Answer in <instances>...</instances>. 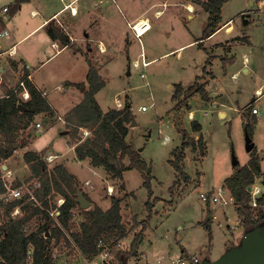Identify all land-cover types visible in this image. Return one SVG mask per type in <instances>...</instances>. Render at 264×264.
<instances>
[{"label": "rangeland", "instance_id": "obj_1", "mask_svg": "<svg viewBox=\"0 0 264 264\" xmlns=\"http://www.w3.org/2000/svg\"><path fill=\"white\" fill-rule=\"evenodd\" d=\"M167 1L168 3L165 4L161 17L155 18L153 13H150L154 27L141 39L135 36L128 23V21L133 19L131 12L133 14L138 13L152 2H160L159 5L162 8L163 3L161 2L163 0H103V2L83 0V5L87 4L88 7L84 8L78 17L72 19L76 23L75 27L78 29V34H83L86 28L96 37L103 38L110 46L109 52L101 56L97 55V57H94L95 53L89 54V58L98 69L101 64L106 62L101 74H103L107 83L96 96V99L99 100L102 106L109 107L115 106L117 102L115 98H119L124 103V106L127 95L130 96L129 100L132 110L139 124H129L130 127H133H131L127 140L138 150L143 148V159L152 165V174L154 175L152 181L153 191L156 195L162 196L167 200L163 202L165 206L158 205V217L154 215L152 219L150 217L151 220L149 219V225L144 231L146 236L144 235L140 245L144 253L138 250L137 255L128 257L123 264H156L155 258H149L147 263L145 256V252L149 253L147 249L155 244L161 249L171 251L165 264H174L172 260L177 258L175 251L179 249L180 244L186 246L191 254L197 253L202 259L212 257L209 251L214 256L220 257L225 252L226 243H229L227 242L228 238L232 237V234H229L231 232L227 230L236 225L238 219L229 195H226L228 197L226 199L229 201L226 207L222 205V202H218L221 206L217 205L219 209L215 212L213 218V237L211 242L204 227L198 225L192 230H183L179 228V225L182 224L186 227L188 223L195 224L198 220H205L208 204L200 197V193L211 189L216 191L223 188V180L232 173L234 157L239 160L238 165L247 163L250 158V153L246 147L247 133L244 129L245 126H243L242 115L237 111H229L228 117L222 119L224 115L218 116L222 108L212 113L206 110L205 106H208L209 103L204 102L203 98L211 99L210 90L204 93L194 90L192 95L186 99L183 96L179 100H173L178 84L188 88L195 84V76L197 74L203 75V66L208 57L207 53L203 49H199L196 43L191 41L202 35L208 21V13L201 7H197L198 11L196 10L192 13L194 17L187 19L188 13L191 12L186 9L184 3H178V0ZM251 1L254 3L252 4ZM262 1L228 0L222 9V20L226 22L232 19L231 36L229 31L223 29L212 38H209L205 46L210 48L228 36L234 37L244 34L248 35L251 42H253L251 45L247 43L236 45L233 49L234 53L230 55V57L235 56V59H233L235 61L225 67L221 60L214 62L212 70L216 74L214 79L216 88L218 86V88L224 89L223 91L227 92L228 98L240 107L248 104L252 106L254 103L262 113V116L259 115L255 129L250 136H253L252 139L258 151L262 152L264 156V95L252 101L253 97L259 96L256 90L262 89L263 91H261L264 92V13H261L258 8ZM5 4L10 7V11L7 14L13 17L10 21L14 20L22 25L21 17L28 15L29 12L24 10L18 18H15V13H13L15 1L0 0V8ZM62 4V0H33L32 2V6L37 7L42 15ZM66 14L69 15L70 11ZM29 21H23L24 28L30 25ZM11 26L14 28L15 24H11ZM42 33L40 32L37 36L42 35ZM180 47H182L180 54L177 53L178 50L172 51ZM54 51L51 47H41L40 52L31 51L34 56L32 64L39 60L44 61ZM70 51L72 50L68 49L61 54L53 56L41 66L42 68L38 69V65H33V68L38 69L35 79L42 81L43 77L41 75L44 71H48L55 63H59V66L62 65L61 63H65L64 70L55 74L52 73L48 78H44L46 85L41 86L43 90H50L47 94V99L63 115L78 104L79 101L75 98L81 97L80 92H73L70 88H66L67 80L74 76L75 80L83 83L81 85L82 89L84 84H86V79L83 74L84 69L80 70L78 67L81 65L84 67L90 61L87 60L86 62L81 51L76 56L72 55ZM142 52L148 54L150 58L157 56V60L153 61L149 66L136 67L134 64L135 60L141 61ZM245 55H247L246 61ZM129 58L132 59L131 63H129ZM12 61L9 55H4L0 59V67H3V72L4 65L7 64L6 67L11 66ZM244 66L248 68V71H243ZM75 69L76 72H72ZM207 76L197 79V85L202 84L205 86L207 84V80H205L208 79ZM13 77L16 84L18 76L14 74ZM58 82L64 89L53 88ZM3 84L4 87H1V90H7L10 86L5 78ZM65 89L66 91H64ZM178 101H181L182 104L178 105ZM144 106L145 109H143ZM210 108L213 109L214 107L210 106ZM221 111H224V109ZM205 113H208V115H205ZM195 114L203 124L205 135L203 136L208 141L209 152L203 163L199 164L197 161H201L202 158L200 149L192 150L191 146L186 149V159L182 165L184 172L190 178L186 180L182 174H179V184L174 186V194L171 197L170 186L176 178L175 167L170 161L173 156L172 150L184 140V130L188 131L190 137L199 138L202 131H194L191 127L190 118L196 119ZM42 119L46 118L43 116L40 118L36 117L27 128L20 127V136L16 137V143L19 144L26 139L30 141V138L33 139L37 136V140L32 144L33 149L52 145L57 152L67 151L69 148L67 137L60 131V129H70L67 123L62 125V120H58L61 122L51 130L48 123L42 121ZM37 122L42 124L39 131L36 128ZM82 134H84L83 130ZM165 135L169 137L167 143L163 141ZM24 149L25 147L22 146L17 147L9 158L2 161L3 173H10V176H7V180L12 186H17L22 181H31L33 179L26 176L28 169L26 166L24 168ZM65 154L66 157L71 158L74 153L68 150ZM49 155L47 154L45 159L48 161L49 168H52L55 161L52 160L53 162H51L48 160ZM73 162V167L79 170L81 166L76 161ZM262 164L264 166V158L262 159ZM16 170L19 172H16ZM198 170L202 174L197 173ZM81 175L85 178L89 175L88 170H85ZM200 175L204 176L202 183ZM110 181L112 180L109 179L107 182ZM125 181L128 191H134L136 196L131 198L129 210H124V215L129 216L135 213L140 218L147 217L146 202L149 190L143 184L142 173L138 169H133L127 172ZM261 181L256 180L250 186L253 188L259 186ZM262 182L264 183V181ZM117 189L116 187L115 191ZM59 199V197L55 198L57 204ZM152 199L155 206L158 200H154L153 197ZM172 204L174 205L167 209V206ZM253 207L257 208L259 205ZM81 219L79 210L76 209L71 220V225H73L75 232ZM37 222L36 218L32 219L31 223L27 225L28 229L35 227ZM137 224L136 220L134 229L129 230L128 235L122 238L124 248L127 247L126 249L130 248L135 234L142 228ZM239 227H241V233H243L245 231L244 227L240 223ZM65 237L68 240V233H65ZM69 237L73 239L72 235ZM242 237L234 245H240ZM76 247L77 245L73 241L72 243L70 240L67 242L64 238L59 241L57 246L53 248V252L56 254L53 260L54 264H68L71 259L75 260L72 256H77L80 253ZM81 264L86 263L81 261Z\"/></svg>", "mask_w": 264, "mask_h": 264}, {"label": "trees", "instance_id": "obj_2", "mask_svg": "<svg viewBox=\"0 0 264 264\" xmlns=\"http://www.w3.org/2000/svg\"><path fill=\"white\" fill-rule=\"evenodd\" d=\"M25 1L15 0L13 13ZM227 1H198L209 13L208 22L203 31V39L216 31L222 18V8ZM5 27V20L0 15V32ZM52 35L57 36L63 43L69 42L63 31H58ZM87 81L89 87L85 92L84 100L67 114L66 123L72 130L73 141H77L80 127H90L93 130V137H87L77 145V153L80 158L90 156L94 166L103 165L113 178L123 180L126 170L138 169L144 178V185L149 190L146 208L149 211L148 218H150L154 206L152 201V170L150 165L142 158L141 153L127 140L131 122L129 104L127 102L123 108H114L108 112L102 110L96 99V93L106 85V81L91 61ZM197 84L198 80L188 88L178 84L173 100H179L183 96L186 99L192 95L194 90L204 92V85ZM27 85L31 94L29 100L20 101L17 92L13 89L6 90L4 95L0 97V193L6 189L2 161L9 158L17 147L26 146V141L16 143V137L20 136V127L27 128L35 119V116L42 112L55 114L43 92L29 79H27ZM177 104L182 103L178 101ZM21 105L24 106V109L21 108ZM250 106L247 108H250ZM255 122L256 120L251 121V118L245 121L244 126L247 134L252 135ZM192 129L200 132L202 131V124L195 119L192 121ZM183 138L181 146L173 150L175 158L171 162L179 174H182L187 180L189 176L184 172L182 165L186 158V149L190 146L193 150L200 149V154L204 156L207 147L202 132L199 138L195 139L189 136L188 131L184 130ZM250 156L251 158L247 164L243 166L236 164L234 166L235 172L225 179V187L233 196L240 217V224L245 231L252 230L258 225H264V193L259 196V207L256 208L251 205L252 194L248 190V186L253 184L255 179L263 173L260 163L261 158L255 148L250 152ZM125 157L130 160L128 164L124 162ZM24 158L32 170L33 177L31 178L35 177L41 182V186L35 189V195L41 205L34 201H26V197L5 204L6 219L2 228L5 233L2 241L3 254L7 258L8 264H26L28 247L33 244V264H54L52 258H50L53 240L55 239L56 242L61 241L63 238L67 242L69 240L65 237V231L54 224V220L47 209L57 206L56 201H53L57 194L63 195L65 201L59 207V220L65 230L69 228L74 210L79 205L77 187L75 186L76 178L63 164H58L49 170L45 160L32 151L26 152ZM120 187L124 189L125 185L122 183ZM123 200L124 197L113 196L112 206L108 210H103L97 205L93 209L84 210L85 220L80 223V229L72 234L83 254L88 257L95 254L98 251L97 241L100 237H103L107 242H111L125 238L128 235L129 229L123 222L121 214ZM19 204L23 213L12 216L10 211ZM34 218L38 222L35 227L29 230L27 225ZM211 221L212 218L210 212H208L207 218L202 224L207 228L210 239L212 237ZM48 229L50 234L45 236ZM144 230L145 226L135 234L130 248L121 249L116 253L121 263L126 261L128 257L138 254L144 239Z\"/></svg>", "mask_w": 264, "mask_h": 264}, {"label": "crops", "instance_id": "obj_3", "mask_svg": "<svg viewBox=\"0 0 264 264\" xmlns=\"http://www.w3.org/2000/svg\"><path fill=\"white\" fill-rule=\"evenodd\" d=\"M10 1H15V0H10ZM62 1H63V4L61 6L53 9L52 11L46 13L45 15H42V14H40V11L37 7L32 6L33 0H26L25 2H23L19 6L18 10L15 12V15H14L15 18L16 17L18 18L20 16V13L23 12L24 10H26L30 13V14L28 13V15H26V16L21 17L22 25L17 23V21L16 22L14 20L10 21L13 17H10L7 14L10 11V7H8L7 4L3 5L2 8H0V15L4 18L5 23H6L5 29L9 31L8 36H1L0 35V51H5V50H7L13 46H15V48H16V53L14 55H9V56H11V58L13 60L11 63V66L6 67L7 64L4 65V72L1 74V76H2L1 87H4V84H3L4 78L6 79V82L8 81V84H10V86L8 87L7 90H11V89L14 90V88L19 85V81L23 78H26V86H27L28 90H29V88L27 85V79H29L32 83H34L37 86V88H39L41 90L42 89L41 86L46 85V82H44V78H48L52 73L55 74L56 72H61L62 70H64L65 63H61L62 64L61 66H59V63H55L50 67V69H48V71H44V73L41 75L43 77L42 81L39 79H35V74H36L37 70L39 68H42L41 66L47 60L51 59L53 56H55L57 54L63 53L64 51H66L68 49L72 50L70 52L74 56H76L77 53L81 51L86 62H87V60L91 61V59L89 58L90 57L89 54L95 53L94 57H97V55L101 56L102 54L109 52L110 46L108 45L107 41H105L103 38L96 37L91 31L87 30L86 28L84 29L83 34L82 33L78 34V32H77L78 29L75 27L76 23H74V21H72V19L78 17L80 15V13H82V10H84V8L86 9L88 7L87 4H85V6H84L82 3L83 0H62ZM93 1L94 0H92V2ZM98 1L103 2V0H98ZM198 1H206V0H198ZM198 1L197 0H180V1L178 0L177 1L178 3H184L186 6V9L189 12H191V13H188L187 19H192L194 17V15L192 13L196 10L198 11L197 7H201L202 9L205 10V8L201 4V2H198ZM161 3H163L162 8L159 5L160 2H152L148 7L140 10V12H138V13L133 14V12H131V16L133 17V19L128 21V23L136 21L138 19H147L148 18L150 23H151V28L143 34V36H144L146 33L150 32L154 27L152 25V21H151L152 19H151L150 13H153V16H155V18L161 17L163 15L162 13L164 12V9H165V4L168 3V1L163 0V2H161ZM251 3L253 4L254 2L251 1ZM5 7H8V10L5 11L4 10ZM69 11H70V14L67 15L66 13ZM208 18H209V13H208ZM27 20H30L29 21L30 25L25 27L26 28L25 29L23 27V21L25 22ZM9 24L10 25L15 24V27L14 28L12 26L10 27ZM232 28H233L232 19H229L228 21L223 22V20L221 18L216 31H214L209 37L203 39V33H202L201 36L196 37L193 41H191V42H195L199 49H203L207 53V56H208L206 58V61H205L206 63L203 66V73L202 74L204 76L208 75L207 76L208 79H205V80H207V84L204 86V92H206L207 90H210L209 92H210V98L211 99L208 100V99L203 98V101L209 103L208 106H205V109L211 113L214 111L220 110V108L224 109V111H221L222 110L221 109L220 112L218 113L219 117L224 115L222 119L228 117L229 111H237L242 115L243 126H244L245 121L248 120V118H251V121L256 120V122L254 123V125L256 126L259 115L262 116V113L260 112L259 109H258V113H256V114L252 112V107L255 106V104L253 103L252 107H250V108H247L249 106V104L245 105L244 107H240L238 104L234 103L232 100H230L228 98L227 92L223 91L224 89H221L220 87L218 88V86L216 88L215 83H214V81H215L214 79L216 78V74L212 70L213 63L221 60L223 66L225 67L227 64L235 61V60L233 61V59H235V56L230 57V55L234 53L233 49L235 48L236 45H238L240 43H247L249 45L253 44V42H251V39L249 38V36L246 34L230 37L231 33H232ZM223 29L229 31L230 36L225 38L223 41H219V42L215 43L210 48H207L205 46L206 41H208L209 38H212L215 34H217L218 32H220ZM58 31H63L66 34L67 39H69V42L63 43L57 36L52 35L53 33L56 34ZM40 32H43L42 35L37 36V34H39ZM167 34H169V32H167ZM35 36H37V37H35ZM95 42L97 43L96 45H95ZM41 47H46V48L51 47V49H54L55 51L51 55H49L44 61L39 60L37 62H34V64H32L33 63L32 61L34 59L32 52L33 51L34 52H40ZM75 49H76V51H75ZM181 49H182V47H180L179 49H173L172 51L178 50L177 53L180 54ZM165 54H167V53H165ZM91 57L94 58L93 56H91ZM246 57H247V55H245V61L247 59ZM155 60H157V56L156 57L152 56V58H150L148 54H145L144 59L141 57V61H138V62L141 64V66H149ZM90 61H89V64H90ZM100 61H102V60H100ZM143 61H145L146 64H144ZM131 62H132V59H130L129 63H131ZM135 62H136V60H135ZM87 63L84 65V67H82V65L78 67V68H80V70L84 69L83 74H84L85 79H86V84H84V87L82 89H81V85L83 83L75 80V78H73L74 76L70 77L67 80L66 88H70L73 92H80V94H81V97L75 98L76 100L78 99L77 100V101H79L78 104L84 100L85 92L89 87V83L87 81V75H88V72L90 69V65ZM104 64H101V67L99 68V73L103 78H104V76H103V74H101V72L105 68ZM33 65H38V69L33 68ZM67 65H69V64L67 63ZM243 71H248V68L246 66H244ZM72 72H76V69ZM14 74L18 76L16 84L14 82V77H13ZM27 75L29 77H27ZM203 75L197 74L195 76V81L201 77L203 78L204 77ZM104 80H105V78H104ZM38 81H40L41 83ZM106 83H107V81H106ZM14 84H15V86L12 87V85H14ZM53 88L64 89V87L59 82ZM103 88H101L96 93V96H98V94L101 92V90ZM2 91L4 92L6 90H2ZM21 91H23L22 87H20L19 91L17 92L19 99H20V101L21 100L26 101L24 98H22ZM41 91L43 92V94L47 98V94L50 90L47 91L46 89H44V90L42 89ZM64 91H66V89ZM204 92H199V93H204ZM263 95H264V92L261 96H263ZM256 96H257V94H256ZM30 97H31V94H30ZM129 97L130 96L127 95V99L125 100V104H127V102H128L129 109L131 112L130 125L134 124V122H132V115L135 116V121H136L135 123L137 125L139 123H138V120H137L135 113L132 110V106H131V102L129 100ZM257 98H259V96H257L256 98L253 97L252 101H255ZM29 99H27V100H29ZM117 99H119V98H117ZM117 99L115 98V101ZM97 101L100 104L98 99H97ZM49 103L51 104L52 108L54 109L55 114H50L48 112H42L40 114H37L35 116V119H36V117L37 118H40L41 116L45 117L46 119H42V121H44V122L46 121L51 130L53 129L54 126L58 125V123L61 122V121L59 122L58 120H62V125H63V123H66L67 122V114L69 112H71L76 106H78V104L75 105L74 107H72L69 111H67L63 115L55 107L54 104H52L50 101H49ZM123 104L124 103L122 102V105H121L122 107L120 105L118 106L117 102H116L115 106L104 107L101 104H100V106L104 112H108L109 110L114 109V108H117V109L123 108L125 106V105L123 106ZM210 106H212L214 108L211 109ZM218 107H219V109H218ZM246 109H249V110H246ZM208 111H204V112H208ZM208 113H205V115H208ZM195 118H196V120L199 121L196 114H195ZM190 121H191V127H192L193 119L190 118ZM199 122L201 123V121H199ZM131 127H133V126H131ZM131 127L129 126V132L131 131ZM244 129H245V127H244ZM254 129H255V127H254ZM82 130H83L84 134H82ZM60 131L63 135H65L67 137L68 147H69L67 149V151L70 150L71 152L74 153L71 156V158L66 157L65 153L67 151H62V152L58 151L57 152L52 147V145H46L40 149H33L32 144L37 140V136L34 137L33 139L30 138V141H28V139L24 140V142L26 141L25 142L26 146H24L25 147L24 150H25V153L28 151H32L34 153L39 154L40 157L43 160H45L47 166H48V161H46V159H45L46 155L47 154L56 155L55 159L53 160V161H55L53 167H55L58 164H63L67 168V170L75 176V178H76L75 186L77 187V196H78V192L82 191L83 194L85 195V197L87 198V200L90 202L88 207L83 208L81 206L80 202L78 201L79 205L76 207V209L79 210V214L82 218L80 223L83 220H85V214H84L85 209H93L97 205V206L101 207L103 210H108L112 206V197L118 196V197H124V200L121 204V207H122L121 214L123 216V222L127 225V227L129 225L128 229L130 231L134 229V227H135L134 223L136 220L138 222L137 225H139L141 227L145 226V229H146V227H148V225H149V219H150V218H148V216H149L148 210H147L148 213L146 215L147 217H145V218H140L139 215L135 214V213H132V215L130 214L129 216H126L123 213L124 210H126V209L129 210L130 200L132 197L136 196L134 191L133 192L128 191L129 189L127 188V184L125 181L126 174H127V172H129L133 169H136V168L126 170L124 172L123 180L118 179V178H113L111 176V174L105 169V167L103 165L94 166L92 164V158L90 156H87L86 158H80L78 153H77V150H76L77 145L80 142H82L85 138L93 137L92 128L83 127V126L80 127L79 132H78L77 141L72 140L73 136H72V130L71 129H69V130L60 129ZM129 132L127 134V137L129 135ZM202 133L204 135L203 124H202ZM205 142H206V146H207V154L202 156L201 161L200 160L197 161L199 164L203 163V161L205 160V157L208 155V152H209V149H208L209 145H208V141H207L206 137H205ZM181 144H182V141H181L180 145H178L176 148L181 146ZM134 148H135V146H134ZM176 148H174V149H176ZM254 148L257 150V153L259 154V156L261 158L260 163H261V168L263 171V173L259 177H257L255 179V181L256 180L264 181V166L262 164V159L264 158V156H263L262 152L258 151L256 144H255ZM135 149L138 150L137 148H135ZM142 149L143 148H140L138 150L141 153V156H142ZM173 150H172V153H173ZM25 153H24V155H25ZM142 158H143V156H142ZM174 158L175 157L173 155L172 158L170 159V161ZM250 158H251V156H250ZM250 158L248 159L247 163L249 162ZM23 161L25 162L24 168L26 166L28 169V174H26V176L27 177H33L32 176L33 175L32 170L29 169L30 167L28 168L29 163H27L25 161V158L23 159ZM53 161H51V162H53ZM73 161H76V163L79 166H81V168L79 170H77L73 167V164H74ZM124 162L126 164H128L130 162L129 158L125 157ZM147 163L150 165L151 170H152V165L149 162H147ZM247 163H245V164H247ZM245 164H243V165H245ZM243 165H240V166H243ZM53 167L49 168V166H48V169L51 170V169H53ZM85 170H88L89 175H87L84 178L81 175V173H83ZM231 170H232V173L230 175H232L235 172V167H233V169H231ZM16 172H19V171L16 170ZM198 172L200 174H202V172L200 170H198L197 173ZM175 176H176V178H175L173 184L170 186V193L172 195L171 197H173V194H174V192H173L174 186L176 184H179V172L176 169H175ZM229 176H227V177H229ZM96 177H98L99 179ZM203 178H204V176L200 175L201 183L203 182ZM109 179L112 181L107 182V181H109ZM153 179H154V175L152 174L151 182L153 181ZM225 179L223 180V186L222 187H225ZM88 181H89V183H87ZM262 181L259 184L260 196L264 193V183ZM116 182H117V184H116ZM120 183L121 184L123 183L125 185L124 189H122L120 187V185H121ZM79 184H81V186H79ZM143 184H144V182H143ZM109 185L114 186V192L113 193H109V191L107 190V187ZM116 187L118 189L115 191ZM248 190L250 191V189H248ZM152 192H153L152 197L158 201H157V204H155V206H153V208H152V212H151V216H150L151 219L153 218L154 215H156V217H158V212H159L157 209L158 205H164L163 202L167 201L164 197L156 195L155 192L153 191V187H152ZM206 192L218 193L219 190L215 191V189L214 190L211 189V190L206 191ZM226 195L230 196L229 199L231 200V202H233V206H234L235 211L237 213V210H236L237 206L234 203L233 196L228 189H226L224 192L219 193V201H217V202L207 201L208 207L206 208V218H207L208 212H210V217L212 218V221H211L212 237H213V227H212L213 218H214L215 212H217V210L219 209L218 206H221L220 204H218V202H220V203L222 202V205L224 207H226L227 203L229 202L226 199V198H228V197H226ZM57 197L64 198L63 195L57 194L54 197V200H53L54 202H55V198H57ZM148 198H149V196H148ZM77 200H78V197H77ZM173 205L174 204H172L170 206L166 205L167 209L169 207H172ZM76 209L74 211H76ZM21 213H22V211H21ZM131 217H133V218H131ZM237 217H238V213H237ZM147 218H148V220H147ZM203 221H205V220H198V221H196L195 224L188 223L186 227H184L181 224V225H179V228L183 229V230H192L196 226L200 225V226L204 227V229L207 231V228L205 227V225L202 224ZM130 222H131V224H130ZM132 222H134V223H132ZM71 223L72 222H70L69 228H66V232L68 233V240H70V242L72 243V241L75 242V240L69 236H71L73 234V232H75V230H74V227H72L73 225H71ZM80 223H79V227L78 226L76 227L77 228L76 231H78L80 229ZM236 224H238V221H236ZM230 228H228L227 231L231 232L229 234H232V237L228 238L227 242H229V243H226L225 251L229 247L234 245L235 242L239 241L240 238L245 233V231H243V233H241L242 229H241V227H239V224L235 228L234 227H230ZM144 235L146 236L145 232H144ZM207 235L209 237L208 231H207ZM212 237H211V239L209 237L210 242L212 240ZM209 244L211 245V243H209ZM139 250H140V252L144 253V251H142L141 248H139ZM147 250L149 251V253L145 252V256L147 258V263L149 262V258H155L154 261L156 262V264H165V262L168 261V257H169L170 252H171V251H167V250L159 248V246L156 244ZM79 252L80 253L77 256H75V255L72 256L75 260L71 259V261L68 264H81V261H84V257L86 255L82 253L81 249ZM209 253L212 257H205L202 259L197 253L191 254L188 251V248L186 246L180 244L179 249L177 251H175L177 258L173 259L172 263L176 264L175 260L178 258H180V259L187 258L190 260V258L192 256H197L200 259V262L197 264H202V262L205 259L214 261L217 258H219V256H214V254L212 252L209 251ZM189 264H194V263L189 261Z\"/></svg>", "mask_w": 264, "mask_h": 264}, {"label": "built area", "instance_id": "obj_4", "mask_svg": "<svg viewBox=\"0 0 264 264\" xmlns=\"http://www.w3.org/2000/svg\"><path fill=\"white\" fill-rule=\"evenodd\" d=\"M260 9L261 13H264V0L262 1V3L260 4V6L258 7ZM4 10H8V7H5ZM131 30L133 31V33L135 34V36L139 39L142 38L143 34L148 31L151 28V23L149 21V19H138L136 21L130 22L129 23ZM1 36H8L9 35V31L4 29L3 31L0 32ZM16 53V48L15 46L10 47L9 49L5 50V51H0V59L4 56V55H14ZM141 57L144 59V53H141ZM144 64H146L145 61H143ZM136 67H141V64L138 62V60H136V62L134 63ZM3 73V67H0V97H2L4 95V92L1 90V80H2V76L1 74ZM27 77H29L27 75ZM22 87L23 91H21V96L22 98H24L25 100L30 98V92L27 89L26 86V78H23L19 81V85L16 86L14 88L15 92L19 91V88ZM262 89H258L256 92L259 94V97L263 94V90ZM117 104L118 106H121V101L120 99H117ZM143 109H145V106L143 107ZM252 112L253 113H258V108L253 106L252 107ZM42 124L40 122L36 123V128L37 131H39V129L41 128ZM169 140V137L167 135L164 136V143H167ZM56 157V155L50 154L48 156V160L52 161L54 160ZM2 167H3V163H2ZM3 170V168H2ZM7 176H10V173H3V179L5 181V191H3L2 193H0V264H8V260L7 258L4 256L3 254V245H2V241L4 239V230L2 229L5 225V219H6V211H5V204H9L12 201H14L15 199H22L24 197H26V201H34L35 203H37L38 205H41L40 201L37 199L36 195H35V189L39 188L41 186V182L36 179L33 178L31 181H22L19 185L17 186H12L9 184V181L7 180ZM89 183V181L87 182ZM227 188L223 187L221 189H219L218 193H210V192H201L200 193V197L204 200V201H214L217 202L219 201V193L224 192ZM107 190L109 191V193H113L114 192V186L109 185L107 187ZM250 192L252 194V200H251V205L252 206H258V198H259V194H260V188L259 186H255L254 188L251 187L250 188ZM65 199L64 198H60L59 202L57 204V206L55 208H51V209H47L49 211L50 216L52 217V219L54 220V224L57 225L58 227L62 228L63 231L66 232V230L64 229L61 221L59 220V214H60V209L59 207L64 203ZM21 213V205H17L16 207H14L13 210L10 211V214L12 216H17ZM237 221L238 224L240 223V217L238 215L237 217ZM238 224L234 225L233 227H237ZM50 234L49 229L47 230V233H45V236H48ZM56 240L54 239L52 242V249L50 251V258H52V260H54L55 258V253L53 252V248H55L57 246ZM97 247H98V251L93 254L91 257L85 256L84 257V262L86 264H122L121 261L118 258V255L116 254L119 250H123L126 249L127 247L124 248V244H123V239H119L117 241H111V242H107L103 237H100L97 241ZM78 251H80L79 247H76ZM34 261V245L30 244L28 247V251H27V261L26 264H33ZM189 261L193 262L194 264H197L200 262V259L197 256H192L189 259L184 258V259H176L175 262L176 264H189Z\"/></svg>", "mask_w": 264, "mask_h": 264}, {"label": "water", "instance_id": "obj_5", "mask_svg": "<svg viewBox=\"0 0 264 264\" xmlns=\"http://www.w3.org/2000/svg\"><path fill=\"white\" fill-rule=\"evenodd\" d=\"M21 108L24 106L21 105ZM132 122H136L134 115H132ZM254 146L255 142L247 134V151L251 152ZM238 163L239 160L234 157L233 164ZM250 188L251 186L248 187ZM78 201L83 208L90 204L82 191L78 192ZM202 264H264V225L245 231L240 245L231 246L216 260L205 259Z\"/></svg>", "mask_w": 264, "mask_h": 264}, {"label": "bare ground", "instance_id": "obj_6", "mask_svg": "<svg viewBox=\"0 0 264 264\" xmlns=\"http://www.w3.org/2000/svg\"><path fill=\"white\" fill-rule=\"evenodd\" d=\"M169 141V140H168Z\"/></svg>", "mask_w": 264, "mask_h": 264}]
</instances>
